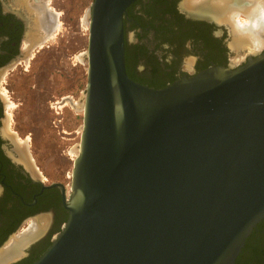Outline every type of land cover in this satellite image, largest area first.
Returning a JSON list of instances; mask_svg holds the SVG:
<instances>
[{
    "label": "water",
    "instance_id": "obj_1",
    "mask_svg": "<svg viewBox=\"0 0 264 264\" xmlns=\"http://www.w3.org/2000/svg\"><path fill=\"white\" fill-rule=\"evenodd\" d=\"M135 1L90 4L69 214L33 264H235L264 219V51L139 85L124 55Z\"/></svg>",
    "mask_w": 264,
    "mask_h": 264
},
{
    "label": "flooded vegetation",
    "instance_id": "obj_2",
    "mask_svg": "<svg viewBox=\"0 0 264 264\" xmlns=\"http://www.w3.org/2000/svg\"><path fill=\"white\" fill-rule=\"evenodd\" d=\"M39 1L0 0V78L5 69L7 74L13 71L8 68L12 65L23 67L30 50L43 41L41 26L36 28ZM188 12L195 10L186 7L184 0H136L127 8L123 17L125 70L133 82L162 89L211 67L241 66L247 61V49L237 58L231 47L230 26L210 16L193 18ZM34 24L40 33L35 32L36 40H30ZM7 110L0 91V249L32 221L46 218L43 229L20 255L4 263L33 264L66 222L69 198L65 185L49 181L32 156V160L20 156L5 130ZM54 184L63 185L64 192ZM235 264H264V219L245 241Z\"/></svg>",
    "mask_w": 264,
    "mask_h": 264
},
{
    "label": "rangeland",
    "instance_id": "obj_3",
    "mask_svg": "<svg viewBox=\"0 0 264 264\" xmlns=\"http://www.w3.org/2000/svg\"><path fill=\"white\" fill-rule=\"evenodd\" d=\"M92 1L40 0L36 9L45 23L43 41L30 50L23 67L12 65L8 68L13 71L7 74L5 69L0 78V82L4 81L1 95L8 109L6 132L26 149L27 157L36 160L49 181L65 185L67 194L73 161L78 155L74 149L79 146L82 131L83 111L76 106L81 104L86 85L84 56ZM234 19L248 20L242 13ZM36 222L19 230L16 236L36 234L47 219ZM13 240L4 249L10 248Z\"/></svg>",
    "mask_w": 264,
    "mask_h": 264
},
{
    "label": "bare ground",
    "instance_id": "obj_4",
    "mask_svg": "<svg viewBox=\"0 0 264 264\" xmlns=\"http://www.w3.org/2000/svg\"><path fill=\"white\" fill-rule=\"evenodd\" d=\"M184 3L189 9L193 11L195 10V12H193L194 14L207 15L214 19L216 18L218 21L222 22L221 24L225 23L224 25L228 26V28L230 26L229 30L231 29L233 35L231 47L237 53V58L244 55L239 52L244 51L245 49L248 50V53H251L260 51L264 47V0H184ZM31 11L34 12L33 10ZM239 13L246 15L248 20L242 22L238 19H234V17L240 15ZM35 15L37 16L36 28L41 26L40 29L43 30L45 23L43 21L42 13L35 8ZM36 28L35 24L31 27L30 40H36L37 35H35V32L39 30H35ZM80 102L81 104L76 106V109L78 107L79 110L83 111V102L81 100ZM11 137L9 138H11L12 141H15L14 136L11 135ZM14 143H16V141ZM16 148L22 158L28 156L26 149L21 147L20 144L16 143ZM74 150L77 155L79 152V146L75 147ZM32 227L35 231V223ZM40 231L41 230L39 229L37 233L33 235L13 237L12 240H14L12 246L3 249V251L0 252V264H4L10 259L19 256L24 245L31 239H34Z\"/></svg>",
    "mask_w": 264,
    "mask_h": 264
},
{
    "label": "trees",
    "instance_id": "obj_5",
    "mask_svg": "<svg viewBox=\"0 0 264 264\" xmlns=\"http://www.w3.org/2000/svg\"><path fill=\"white\" fill-rule=\"evenodd\" d=\"M125 58H126V55H125Z\"/></svg>",
    "mask_w": 264,
    "mask_h": 264
}]
</instances>
